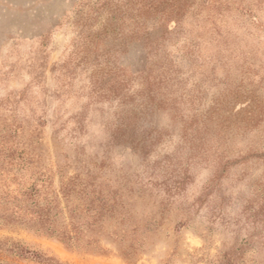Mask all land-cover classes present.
<instances>
[{"label": "rangeland", "instance_id": "rangeland-1", "mask_svg": "<svg viewBox=\"0 0 264 264\" xmlns=\"http://www.w3.org/2000/svg\"><path fill=\"white\" fill-rule=\"evenodd\" d=\"M10 125L116 210L92 251L0 224L2 264H264V0H0Z\"/></svg>", "mask_w": 264, "mask_h": 264}, {"label": "trees", "instance_id": "trees-1", "mask_svg": "<svg viewBox=\"0 0 264 264\" xmlns=\"http://www.w3.org/2000/svg\"><path fill=\"white\" fill-rule=\"evenodd\" d=\"M17 134L16 126L0 129V224L52 236L70 248L97 249L92 236L106 214L116 210L114 198L88 178H58L55 183L54 176L19 148ZM9 251L17 258L39 257L18 242Z\"/></svg>", "mask_w": 264, "mask_h": 264}]
</instances>
